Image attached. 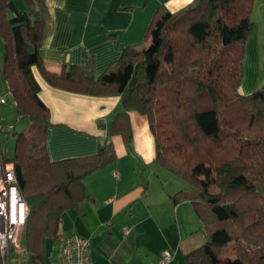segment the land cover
I'll return each mask as SVG.
<instances>
[{
  "label": "trees",
  "instance_id": "trees-1",
  "mask_svg": "<svg viewBox=\"0 0 264 264\" xmlns=\"http://www.w3.org/2000/svg\"><path fill=\"white\" fill-rule=\"evenodd\" d=\"M255 1L192 0L175 11L160 7L143 42L124 45L120 58L98 75L89 56L59 72L47 67L40 54L49 18L46 0H0L6 48L0 97L7 100L0 104L15 103L20 118L29 120L23 132L17 133L16 124L0 132L17 135L14 154L0 149V160L4 173L13 164V185L29 209L28 264H47L48 240L56 244L63 238L64 213L80 211L92 198L85 180L116 160L113 137L121 135L131 147L130 111L148 117L155 163L191 187L171 199L190 201L207 229L208 240L186 255V264H264V85L250 94L239 91ZM34 70L68 92L121 97L122 109L114 113L97 154L50 158L51 113ZM7 258L0 251V264H10Z\"/></svg>",
  "mask_w": 264,
  "mask_h": 264
},
{
  "label": "crops",
  "instance_id": "crops-1",
  "mask_svg": "<svg viewBox=\"0 0 264 264\" xmlns=\"http://www.w3.org/2000/svg\"><path fill=\"white\" fill-rule=\"evenodd\" d=\"M191 1L46 0L49 18L40 54L55 72L64 64H82L89 56L99 75L120 58L124 45L143 42L160 7L175 11ZM251 17L254 30L246 45L242 94L264 85V0L255 1ZM34 72L39 96L51 113L50 158L58 161L97 154L114 113L122 109L121 97L68 92ZM130 122L131 147L121 135L113 137L116 160L86 178L92 198L80 211L64 213L61 234L63 238H87L93 264H162L165 253L171 256L165 264H186V255L208 240L192 203L171 199L191 187L155 163L156 143L148 117L130 111ZM24 231L25 227L20 243ZM22 246L21 251H11L10 264H28L26 243Z\"/></svg>",
  "mask_w": 264,
  "mask_h": 264
},
{
  "label": "built area",
  "instance_id": "built-area-1",
  "mask_svg": "<svg viewBox=\"0 0 264 264\" xmlns=\"http://www.w3.org/2000/svg\"><path fill=\"white\" fill-rule=\"evenodd\" d=\"M1 104H7L5 96L0 97ZM12 105H16L13 103ZM14 128L12 122H2L0 118V132H9ZM16 180L13 164H6L4 173L0 160V251L11 263L10 251H21L20 232L25 226L29 209L18 191L13 185ZM58 257L56 264H93L89 253L90 241L80 236L61 238L57 243ZM171 260L169 253L163 255L162 264ZM13 262V261H12Z\"/></svg>",
  "mask_w": 264,
  "mask_h": 264
},
{
  "label": "rangeland",
  "instance_id": "rangeland-1",
  "mask_svg": "<svg viewBox=\"0 0 264 264\" xmlns=\"http://www.w3.org/2000/svg\"><path fill=\"white\" fill-rule=\"evenodd\" d=\"M5 49L6 48H5L4 40L0 36V63H2L4 59ZM0 117H1L2 122L4 123L12 122L16 124L17 133L23 132L27 130V128L29 127V120L20 118L16 109L11 104L6 105V106L0 104ZM16 136L17 135H13V134L11 135L2 134L0 137L1 139L0 147L2 151L7 152L8 156H12L14 154ZM180 181H183V183H186V185H188V183L185 182L184 180H180ZM61 227L63 228V223L61 224ZM21 243H23L21 245H24L26 243L25 231L22 234ZM57 252H58V247L56 246V244L52 242V240L49 239L47 246H46L47 263L55 264V261L58 257Z\"/></svg>",
  "mask_w": 264,
  "mask_h": 264
}]
</instances>
